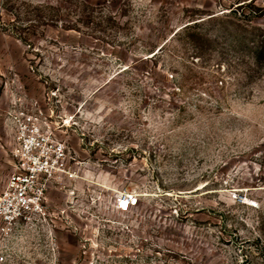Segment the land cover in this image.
Returning a JSON list of instances; mask_svg holds the SVG:
<instances>
[{
    "label": "rangeland",
    "instance_id": "1",
    "mask_svg": "<svg viewBox=\"0 0 264 264\" xmlns=\"http://www.w3.org/2000/svg\"><path fill=\"white\" fill-rule=\"evenodd\" d=\"M239 1L0 0V193L31 117L74 175L0 264H264V61L237 42L264 0L237 36Z\"/></svg>",
    "mask_w": 264,
    "mask_h": 264
},
{
    "label": "built area",
    "instance_id": "2",
    "mask_svg": "<svg viewBox=\"0 0 264 264\" xmlns=\"http://www.w3.org/2000/svg\"><path fill=\"white\" fill-rule=\"evenodd\" d=\"M31 122L23 130L21 144L14 152L12 172L0 193V230L9 233L23 224H30L44 213L45 201L53 180L74 175H54L68 170L63 143L52 141ZM29 127V128H28ZM131 199V196H128ZM125 205L121 199L119 208ZM133 203V202H131ZM4 255L0 261H4Z\"/></svg>",
    "mask_w": 264,
    "mask_h": 264
},
{
    "label": "trees",
    "instance_id": "3",
    "mask_svg": "<svg viewBox=\"0 0 264 264\" xmlns=\"http://www.w3.org/2000/svg\"><path fill=\"white\" fill-rule=\"evenodd\" d=\"M254 2H255L254 0H250L248 3L246 0L239 1L238 3L234 4L233 7H231L229 13L226 15L227 18H231L237 21L236 27L233 31L234 33H237V36L239 34L238 32H241V30H246L242 25L239 24L238 21H242L243 19H248L250 22L253 23L254 19L260 16L258 11L261 9L260 7L255 5ZM246 8L247 9L250 8L248 12L245 11ZM249 17H253V19ZM211 18L214 19V17ZM191 25L193 24H189L185 27L190 26L189 27L190 29L192 28L196 29V27H198L199 24L198 22H195L194 26ZM248 27L250 28L248 30L249 34L251 35L250 39L246 40L245 37L244 39H238L237 42L243 46L248 45L249 51L253 54V59L257 62L258 61L262 62L264 61V34L263 33L261 34V31H263V29L259 25H253V26L248 25ZM191 36L192 37L196 36V33L193 32ZM156 54L157 53H155L154 55Z\"/></svg>",
    "mask_w": 264,
    "mask_h": 264
},
{
    "label": "bare ground",
    "instance_id": "4",
    "mask_svg": "<svg viewBox=\"0 0 264 264\" xmlns=\"http://www.w3.org/2000/svg\"><path fill=\"white\" fill-rule=\"evenodd\" d=\"M128 200V199H127ZM125 205L127 204L125 201L123 202ZM129 207V206H128Z\"/></svg>",
    "mask_w": 264,
    "mask_h": 264
}]
</instances>
